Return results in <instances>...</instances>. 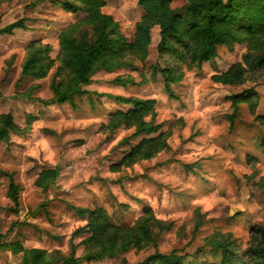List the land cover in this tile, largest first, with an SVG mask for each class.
<instances>
[{
    "label": "rangeland",
    "instance_id": "rangeland-1",
    "mask_svg": "<svg viewBox=\"0 0 264 264\" xmlns=\"http://www.w3.org/2000/svg\"><path fill=\"white\" fill-rule=\"evenodd\" d=\"M103 12L119 23L129 43L135 40L136 24L145 16L138 0H104ZM185 0H173L180 8ZM87 18L71 14L52 0H0V27L24 19L25 29L0 36V117L11 115L15 124L27 127V116L35 118L26 134H11V144L0 142V235L4 242H20L26 250L41 249L56 257L75 258L85 253L82 245L89 234L73 237L87 225L73 208H103L118 227H135L150 210L156 220L170 225L159 235L157 248H131L115 258L80 264H141L155 253L194 255L205 248L203 259L213 256L207 243L215 237L231 236L246 249L252 229L264 228V73L241 85L214 81L243 63L247 43L231 51L219 47L217 57L201 69L182 65L183 78L166 92L163 78L152 68L163 66L157 45L160 29L151 30L145 60L134 69L99 71L86 90L97 95L76 98L74 105L52 101L51 84L60 66V35ZM33 41L50 45L55 69L47 79H21L27 48ZM118 77L134 80L116 86ZM36 87H39L36 89ZM249 102L239 105L233 118L231 97L246 94ZM251 93V94H250ZM155 100L158 133L134 136L125 125L113 129L112 115L131 106L117 98ZM47 102V103H44ZM160 145L153 157L145 152L120 164L144 141ZM58 167L57 183L42 191L37 180L43 171ZM20 187V207L14 212L8 198L9 178ZM199 218L201 226L196 230ZM22 254L0 252V264H22ZM49 264H62L52 261Z\"/></svg>",
    "mask_w": 264,
    "mask_h": 264
},
{
    "label": "trees",
    "instance_id": "trees-1",
    "mask_svg": "<svg viewBox=\"0 0 264 264\" xmlns=\"http://www.w3.org/2000/svg\"><path fill=\"white\" fill-rule=\"evenodd\" d=\"M180 8H173V0H138V5L145 11V16L136 24L135 40L129 43L122 34L118 22L103 12L104 0H52L64 11L77 14L85 13L87 18L78 24L62 31L60 41V66L56 70L51 84L52 101L57 104L74 105L76 98L94 94L86 90L93 82L92 77L99 71L113 73L124 68L134 69V62L145 60L151 44V30L160 29V41L157 45L159 59L163 66L155 65L152 70L163 78L166 92L174 97L172 85L182 80V65L188 69H201L206 63L217 57L219 47L233 50L235 45L247 43V52L243 63L234 66L222 76H214V81L225 85H241L254 75L264 73V0H185ZM25 20H18L9 26L0 27V36L13 35L16 30L25 29ZM52 48L41 41H33L27 48L22 65L21 79L30 78L35 81L47 79L55 69V61L51 60ZM116 86L125 87L134 84L132 78L118 77L113 81ZM39 87H36V89ZM251 94V93H250ZM120 104L129 105L128 112L112 115L111 125L117 129L123 125L135 128L134 136H150L158 133L160 125L147 122L146 118L154 117L155 100L137 98H117ZM234 106L233 118L239 112L242 102H249L248 93L231 97ZM47 103V102H44ZM264 126V115L258 116ZM35 118L27 116V127L15 124L11 115L0 117V142L11 144V134H26L32 129ZM157 140L144 141L120 164L132 160L144 152L148 158L153 157L160 145ZM264 151V138L262 139ZM60 169L55 167L43 171L37 186L46 191L57 183ZM9 178L8 198L13 203L12 210L18 212L20 207V187L13 176L3 173ZM76 214L88 219L85 227L76 230L73 237L89 234L82 245L85 253L75 258L77 246L71 244V257L57 252L55 258L45 250H26L20 242H4L0 235V252L22 254V264H49L52 261L62 264H80L115 258L131 248H157L159 235L170 229L152 217L147 210L135 227H118L111 222L103 208H73ZM201 226L199 218L196 230ZM205 247L210 249L212 260L203 259L205 248L194 255H178L155 253L141 264H264V228L252 229L250 241L246 249H241L231 236L215 237ZM122 264H127L123 260Z\"/></svg>",
    "mask_w": 264,
    "mask_h": 264
}]
</instances>
